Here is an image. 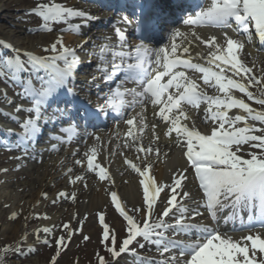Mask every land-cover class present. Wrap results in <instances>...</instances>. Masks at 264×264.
<instances>
[{"label":"snow or ice","instance_id":"6c2138e0","mask_svg":"<svg viewBox=\"0 0 264 264\" xmlns=\"http://www.w3.org/2000/svg\"><path fill=\"white\" fill-rule=\"evenodd\" d=\"M27 14L40 18L42 23L37 31L45 32L53 31L52 24H65L68 31L81 34L90 21L98 19L56 0L38 2ZM74 19L80 22L72 23ZM133 20L140 42L128 50V33L120 24H132ZM183 24L231 29L235 36L225 32L223 40L218 41L216 36L202 39L193 32L195 39L207 46L206 55L197 52L194 58L190 46H185L183 41L176 42L178 37H185L179 29L172 34L170 44L152 47L146 41H150L155 32L154 21L135 13L132 18H119L113 24L117 43H108L110 38L106 36L97 51L87 53L89 57L97 58L95 72L99 75H92L86 84L94 85L98 91L100 85L95 82L100 78L106 85L115 84L104 96H98L104 102L98 103L95 111L78 98L80 89L76 81L83 63L78 51H86L88 40L73 48L57 37L42 49L49 53L43 56L33 51H21L0 40V46L6 50L5 55L0 57V81L20 89L15 96L26 102L16 103L9 98L6 90L0 93L8 105L15 104L13 112L0 109V115L17 123L20 129L19 132L11 128L0 129L4 133L0 137L3 140L0 146L8 151L19 150L22 155L15 157L17 160L34 158V145L49 124L54 126L48 133L50 142L70 143L73 137L80 135L81 121L91 124L101 115L115 113L117 122L123 120L129 126L124 147L137 153L135 161L139 163L125 157L124 164L138 175L143 203L131 211L142 214L143 220L141 223L135 215L129 214L116 192L110 193L112 205L126 221V235L117 249L114 232L104 222L103 215L99 216L103 227L102 243L113 258V264H118L122 254H135L136 249L131 247L134 243L144 248L141 241L154 245L159 252L162 259L156 264H264V110L253 108L234 94L240 93L249 101L264 106V70L256 75L253 71L255 62L249 67L240 57L245 43H251L253 35L264 42V0H210L194 16L184 19ZM191 43L188 42L189 45ZM93 47L96 48V45ZM8 51L11 56L7 55ZM109 55L111 60L107 59ZM194 59L203 63L194 62ZM88 62L91 63V60ZM121 73L122 78H118ZM196 73L200 74L198 78ZM128 82H133L136 87H124ZM253 86L259 88V95L249 90ZM206 89L214 90V94H209ZM127 97H131V101ZM137 105L141 111L128 116L125 110L134 109ZM145 105H151L154 116L164 123L167 129L164 136L175 134L173 142L198 181L202 193L199 201H195L185 184L188 167L173 171L168 184L155 178L152 157L153 154L157 158L160 156V149L153 146L159 139L156 134L158 125L152 123V140L147 146L139 143L141 136L134 131L137 121L139 133L148 127L143 115ZM201 105H204L203 123L209 129L204 132L198 130L195 122L188 123L191 119L188 110H199ZM234 109L239 111L230 114ZM21 112L25 113L23 118L18 115ZM94 139L99 140L100 137ZM50 149L57 150V144L51 143ZM245 152L248 158L244 157ZM76 155L73 152V156ZM84 155L89 172L95 171L101 181L111 179L107 168L94 163V148ZM121 155L124 153L121 152ZM75 163L82 165L83 161L77 159ZM7 171L0 169V172ZM68 179L69 183L75 184L84 177L76 175ZM41 195L47 199V193ZM61 197H67V194L61 191L57 199ZM188 199L194 200L196 208L187 206ZM159 204L164 206L157 214ZM199 208L206 209L213 224H219L220 213L228 210L222 219L225 224L231 222L233 228L230 232H223L218 227L197 222L196 218L202 215ZM244 213H247V223L243 222ZM17 215L12 212L9 219L15 220ZM237 220L241 221L239 227L236 226ZM254 222L259 223V231H253ZM54 229L55 226L36 229V242L51 246L49 239L41 240V234L51 236ZM62 230L67 232L70 240L73 235L70 225L64 223ZM169 232L171 237L167 235ZM238 232L247 234L237 236ZM176 235L188 239L177 240L174 238ZM25 236L21 237V241ZM88 239L84 236V240ZM55 244L56 255L52 257V264H56L57 256L67 247L63 236L56 238ZM36 251L34 246L24 248L20 242L6 245L0 248V264H5V256L9 252L23 257ZM258 254L260 259H257ZM139 259L140 264H144L143 259ZM98 261L99 264H108L103 256H98Z\"/></svg>","mask_w":264,"mask_h":264},{"label":"bare ground","instance_id":"6f19581e","mask_svg":"<svg viewBox=\"0 0 264 264\" xmlns=\"http://www.w3.org/2000/svg\"><path fill=\"white\" fill-rule=\"evenodd\" d=\"M18 1H22V0H18ZM42 2H47V0H41ZM69 0H58L56 1L57 3L59 2H68ZM12 3H14V0H9V2L7 3L8 5H11ZM75 3H73V5H66V6H71L74 7L76 9H78L77 5H74ZM75 21H73L74 23H78L79 19H74ZM8 27H10V29H13L11 26L8 25ZM50 27H52L53 31L50 33L49 36L52 37V42L57 38V37H61L64 41V43L69 46H75V43L78 42H82L84 40L88 39V43L89 40H92V38L94 37L96 40L95 35L93 36H86L87 34H89L87 32V30L82 29L81 34H75L72 33L71 31H67L66 33H62L60 32V28L63 27L65 29H67V25L65 26H57V25H50ZM5 27H2L0 25V36L2 38H4L5 40H12V36H10L9 34H6L4 32ZM60 32V34H59ZM54 33H58L54 34ZM17 34V33H16ZM16 34H13V37H17ZM39 39L41 37H43L42 34H39L37 36ZM24 39V43H20L21 45H23L26 48L30 47V43L27 45L26 42H29V40H32L33 38L31 37V35H24L23 37ZM37 40V39H34ZM95 40H93L95 42ZM249 50V51H248ZM248 50H241L240 56L241 59L247 64V66L252 67L253 63L255 62V67L253 69V71L256 73V75H260L261 74V70H264V53H254L253 51H251L250 49ZM248 51V52H247ZM230 74V73H229ZM1 93V92H0ZM235 95L241 97H245L240 93H234ZM3 103L5 105H7L6 101L4 100ZM239 110H235L233 114H236ZM201 118H198L196 120H193L192 122H190L189 124L195 122L198 130L204 132V131H208L209 129L207 128V126L203 123V121H200ZM203 120V119H202ZM243 126V125H241ZM175 134L173 133L172 138H170L169 140H165L164 138L158 139V141H156V143L153 145L154 148L158 147L160 149V156L159 158H157L154 154L152 159L155 161L154 165H153V173L155 175V178L164 183V184H168L171 182V178H172V174L173 171H175L177 168H185L187 167L185 165V163L183 162V156H182V152L179 148H177L174 144L173 138H174ZM109 138L105 141H103L102 145L104 147V152H103V160L102 162L99 161V164L102 167L107 168L111 179L110 180H105V181H101L99 179H96L95 174L94 173H90L89 171H87V169H85L84 165H77L75 163V161L77 160V155L73 156L72 153H60L59 157H57V160H54V162H49L48 166H46L47 163V155L44 156H36L34 155V158L29 157V160H24V162H27V170H32L34 171L35 169V173L34 175H32L30 178L24 176V175H17L15 176V178L13 180L18 181L19 179H21V176H24L23 178L26 179L27 185H32L33 188L30 190H27L24 192H18L16 189L20 190V188L24 189V186L26 188V183H17L15 184L16 189H10V191L13 193L11 195H13V199H10L8 196L9 195H5L3 194L5 191L3 190L0 194V201L1 203H5L8 206V212L9 213V217L11 216L12 212H16L17 218L15 220H11L8 219L5 221V223L2 225L3 226V230L4 233L3 235L5 237H11V238H19V233L18 230L20 228L19 225V219H21L23 216H28L29 217V212H33L31 210L35 209L36 206H38L40 209H42L46 202L47 204L49 203V205L45 206V208L49 207L52 208L53 205H65V202L62 201L61 198L57 199V187L59 186V182L55 179V175L59 172L62 171H66L68 169H72V174L73 175H85L88 176V178H86L87 180H81V181H77L75 184H70L67 187H62L61 189H59V192L63 191V192H69L71 191V193H79V190L82 191L81 194H83L82 196L86 197V205L83 206L84 208H80V205H77L76 203V208L79 211H82L84 209H87V211L89 209H95L98 206H100L101 203H104L106 201V199L110 196L111 192H116L118 195V198L121 199V194L123 196V200H125L127 205H132L134 204L135 201H137V198H141L142 199V188L139 185V179H138V175L133 172L132 170H130L128 167H126L123 163V156L120 154H117V152H122V149H119L117 152H115L114 154L112 153L113 149L111 146V144H108L106 142H108ZM113 142V141H111ZM151 141L146 138V137H141V140L139 141V143H142L143 145L147 146ZM167 143H172V145L167 144ZM93 147H91V144L89 143V145H87V147L85 149H82L79 147L78 152L82 153L84 151H87L88 149H92ZM49 149V148H48ZM56 151V150H55ZM54 150H47V154H49L48 158L50 156H52L55 153ZM127 155H129L128 153H126ZM107 156L108 159H105L104 156ZM131 156H133V160L134 162L139 163V161H135V157L136 155L132 154ZM42 158V162H44V164L42 166L38 165V162L41 161ZM12 157L10 156H5L4 152L1 151L0 152V164H4L7 163L9 161H11ZM29 163V164H28ZM45 166V167H44ZM40 168L39 171H37ZM45 168V169H44ZM190 169V168H189ZM58 171V172H57ZM189 171V170H188ZM188 179H187V183L189 185H187V190L190 191L193 189V191L195 190V187L192 186V183L194 184L192 175L190 173L186 174ZM94 181V182H92ZM124 182V183H122ZM186 183V184H187ZM63 185V183H62ZM65 186V185H64ZM100 186V187H99ZM6 187L10 188L12 187V184L10 181L6 182ZM99 187V188H98ZM1 188V187H0ZM60 188V187H59ZM1 190V189H0ZM16 190V191H15ZM9 191V190H8ZM86 192L88 193V195H85ZM42 193H47V199H45L41 194ZM10 194V193H9ZM163 195V194H162ZM20 199L21 202L20 203ZM166 199V196H165ZM195 201H197L198 196H196ZM53 200H56V203H53ZM122 200V199H121ZM122 200V201H123ZM193 200V199H192ZM124 203V201H123ZM187 204L188 200H187ZM189 205H193L192 203ZM82 209V210H81ZM77 211V212H78ZM79 211V212H80ZM75 209L72 210H68L67 207H61L58 211V213L54 216H52L53 218H51L49 221L45 222L46 225H51L54 224L55 222H58V220H61L63 223H69V221H71V219H73L74 217H77V213ZM81 213V212H80ZM27 217V218H28ZM25 219V223H32L35 220V217L32 218H28ZM44 226V225H43ZM243 235V234H240ZM25 236V235H24ZM239 236V235H237ZM152 247H155L154 245H150V244H146L145 248L146 249H151ZM144 248V249H145Z\"/></svg>","mask_w":264,"mask_h":264},{"label":"rangeland","instance_id":"374dc122","mask_svg":"<svg viewBox=\"0 0 264 264\" xmlns=\"http://www.w3.org/2000/svg\"><path fill=\"white\" fill-rule=\"evenodd\" d=\"M58 1V0H56ZM9 0H0V9L2 10L0 15V25L2 27H5L4 32L6 34H9L12 36V42L15 44L16 48L21 49V51H33L35 54H39L40 52H43L42 49L44 47H47L52 43V37L49 36L51 32H45V31H37L42 21L34 15L27 14L28 10L35 7V5L38 2H42L41 0H14V3L11 5H8L7 3ZM73 0H69L68 2H65L66 5L73 4ZM11 26L13 29H10ZM60 25V24H58ZM31 30V31H30ZM62 33H66V31H60ZM59 32V34H60ZM17 33V34H16ZM13 34H16L17 37H13ZM31 35L33 38L32 40H29V42H26L28 45L30 43V47L26 48L20 43H24V35ZM39 34H42L43 37L40 39L37 37ZM57 34L58 33H54ZM67 34V33H66ZM37 39V40H34ZM47 53L46 55H48ZM11 56V55H10ZM0 83H4L3 81H0ZM5 84V83H4ZM6 86L0 87V90L2 91H10V86L6 84ZM256 88L252 87V92L254 95H259V88L255 86ZM9 98H17L15 96V92L11 91L8 93ZM15 106V104H14ZM253 151H258L256 149H253ZM244 156H247V153H243ZM6 156V155H5ZM17 157V156H15ZM248 157V156H247ZM50 161L48 160L46 163V166H48ZM52 162V161H51ZM44 163H38L39 166H42ZM17 165H19V168H17ZM45 167V166H44ZM27 166L19 163L17 159H12V161H9L4 164H0V169H8L6 173L0 172V194L4 190L5 192L3 194L9 195L8 197L10 199H13V191L11 192L10 189L13 190L16 189L17 186L15 184L17 183H26V188L24 186V189L20 188V190L16 189L18 192H24L27 190H30L33 188L32 185H27L26 179L23 177L26 176L30 178L34 173L36 172L32 170H27ZM45 169V168H44ZM40 168L37 170L39 171ZM32 174V175H30ZM17 175H24L21 176L22 178L18 181L13 180L15 176ZM59 182V186L57 187V192L59 193V189L62 187H67L71 183H69V173L65 174L63 172L57 173L54 177ZM10 181L12 184V187L7 188L6 182ZM94 182V181H92ZM63 183V185H62ZM124 183V182H122ZM65 185V186H64ZM60 187V188H59ZM100 187V186H99ZM98 187V188H99ZM9 190V191H8ZM15 190V191H16ZM10 193V194H9ZM67 197H61L62 201L65 202V205H53L52 208H45V206L49 205V203L45 204V206L40 209L38 206H36L35 209L31 210L33 212H29L28 216H23L21 219H19V225L20 228L18 230L19 238H11V237H5L3 235V224L9 217L8 212V206L5 207V203H1L0 201V248H3L6 245L12 246L15 245L17 242H20L24 248H27L29 246H34L37 251L35 253L29 254L27 256L23 257H17V255L13 252H9L5 256V261L7 264H52V257L56 255V244L55 239L58 237L63 236L67 247L63 249L59 256L56 258V264H99L98 256H103L105 260L108 262V264H113V258L111 257L110 253L106 250L105 243H102V237H103V227L99 222L98 216L103 215L104 222L109 226L110 230L114 232L116 239H117V248L119 247V243L122 241V239L126 235V221H121L115 212L112 210L110 200L108 198L104 203H101L100 206H98L95 209H84L82 211H78L76 206L80 205V208H84L83 206L86 205V197L82 196L83 194L81 190H79V193H71V191L66 192ZM74 194V198L73 197ZM85 195H88L86 192ZM121 199L123 200V196L121 194ZM124 205L129 210L131 215H135L136 219L142 221V214H135L131 211L134 207H141L142 206V199L137 198V201L134 202L132 205H127L125 200ZM20 203L21 199H20ZM77 203V205H76ZM160 206V205H159ZM61 207H67L68 210L75 209L77 217H74L69 221L70 228L73 232V235L71 239H68L67 232L62 230V225L64 224L61 220H58V222H55L52 224V226H55L54 232L51 236L45 237L43 234H41V240L43 239H49L51 246H48L43 243L36 242V237L34 235L35 230L38 228H42L44 226L52 227L51 225H46L45 222L49 221L52 216L56 215ZM159 210H157V213ZM32 218L35 217V220L32 223H25L26 218ZM47 217V218H44ZM27 218V219H28ZM44 225V226H43ZM25 236V239L21 241V237ZM84 236H88V240H84ZM144 243L143 241H141ZM136 249L141 251V248L139 246H135ZM126 260L125 258L122 259V257L118 258V264H121ZM130 261V260H126Z\"/></svg>","mask_w":264,"mask_h":264}]
</instances>
